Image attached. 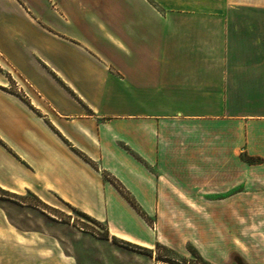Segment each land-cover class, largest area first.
<instances>
[{"label":"crops","instance_id":"0c3cea01","mask_svg":"<svg viewBox=\"0 0 264 264\" xmlns=\"http://www.w3.org/2000/svg\"><path fill=\"white\" fill-rule=\"evenodd\" d=\"M0 190L53 195L136 246L152 217H264V0H0ZM7 215L0 264H76ZM259 231L230 263L264 264Z\"/></svg>","mask_w":264,"mask_h":264},{"label":"rangeland","instance_id":"374dc122","mask_svg":"<svg viewBox=\"0 0 264 264\" xmlns=\"http://www.w3.org/2000/svg\"><path fill=\"white\" fill-rule=\"evenodd\" d=\"M2 75L5 88L22 95L13 71ZM0 206L7 209L9 220L18 228L46 231L60 240L76 264H234L229 260L231 252L247 258L261 251L251 240L261 237L264 217L225 216L220 203L215 210L201 206L198 215L164 217L167 226L162 231L155 218L148 219L152 241L138 245L141 248L109 238L105 224L97 225L71 211L53 195L44 203L30 193L0 190Z\"/></svg>","mask_w":264,"mask_h":264},{"label":"trees","instance_id":"16d2710c","mask_svg":"<svg viewBox=\"0 0 264 264\" xmlns=\"http://www.w3.org/2000/svg\"><path fill=\"white\" fill-rule=\"evenodd\" d=\"M84 158V160H86L87 162H89L87 159H85V157H83ZM105 177V179L107 178V176H104ZM111 183L113 184V186L119 191V193L127 200V202L135 209V210H137V212H139L138 211V209H137V207L134 205V203H133V201L128 197V195L124 192V190L122 189V187L116 182V181H111ZM2 191V190H1ZM2 192H5V191H2ZM68 206V208L71 210V211H73V212H75V213H77V214H79L80 216H83L84 218H86V219H88V220H91L93 223H95V224H97V225H100L101 223L100 222H98V221H96V220H94V219H92L91 217H89V216H87V215H85V214H83V213H81V212H79V211H77L76 209H74V208H72V207H70L69 205H67ZM107 232V231H106ZM114 240H117V239H115V238H113ZM122 244H125V245H127V246H130V247H135V248H141V247H138V246H136V245H132V244H130V243H127V242H124V241H120Z\"/></svg>","mask_w":264,"mask_h":264},{"label":"water","instance_id":"95a60500","mask_svg":"<svg viewBox=\"0 0 264 264\" xmlns=\"http://www.w3.org/2000/svg\"><path fill=\"white\" fill-rule=\"evenodd\" d=\"M236 264H242V263H240V262L238 261Z\"/></svg>","mask_w":264,"mask_h":264}]
</instances>
